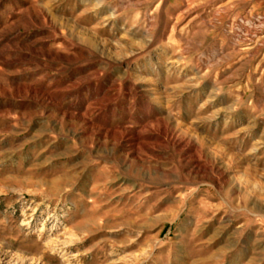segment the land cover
<instances>
[{"label":"rangeland","instance_id":"1","mask_svg":"<svg viewBox=\"0 0 264 264\" xmlns=\"http://www.w3.org/2000/svg\"><path fill=\"white\" fill-rule=\"evenodd\" d=\"M0 264H264V0H0Z\"/></svg>","mask_w":264,"mask_h":264}]
</instances>
